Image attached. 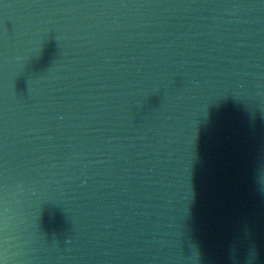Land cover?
<instances>
[{"label":"water","instance_id":"obj_1","mask_svg":"<svg viewBox=\"0 0 264 264\" xmlns=\"http://www.w3.org/2000/svg\"><path fill=\"white\" fill-rule=\"evenodd\" d=\"M0 264H264V0H0Z\"/></svg>","mask_w":264,"mask_h":264}]
</instances>
